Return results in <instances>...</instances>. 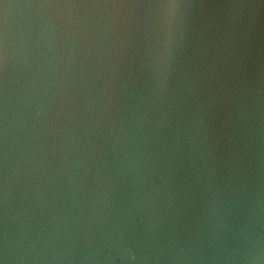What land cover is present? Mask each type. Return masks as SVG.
<instances>
[{"label": "water", "instance_id": "1", "mask_svg": "<svg viewBox=\"0 0 264 264\" xmlns=\"http://www.w3.org/2000/svg\"><path fill=\"white\" fill-rule=\"evenodd\" d=\"M0 264H264V0H0Z\"/></svg>", "mask_w": 264, "mask_h": 264}]
</instances>
